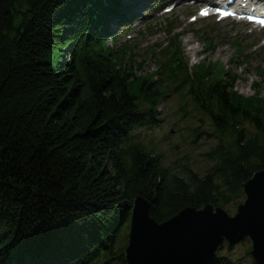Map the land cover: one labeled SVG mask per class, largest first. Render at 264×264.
<instances>
[{
	"label": "trees",
	"instance_id": "obj_1",
	"mask_svg": "<svg viewBox=\"0 0 264 264\" xmlns=\"http://www.w3.org/2000/svg\"><path fill=\"white\" fill-rule=\"evenodd\" d=\"M141 7L160 0H0V264H125L135 198L157 223L237 208L243 184L264 171V101L240 97L231 73L191 70L169 45L161 81L141 80L128 46L105 45L144 18ZM172 94L179 111L188 101L208 121L212 133L199 125L195 138L215 137L204 176L187 165L176 174L142 142ZM222 247L215 264H239Z\"/></svg>",
	"mask_w": 264,
	"mask_h": 264
},
{
	"label": "rangeland",
	"instance_id": "obj_2",
	"mask_svg": "<svg viewBox=\"0 0 264 264\" xmlns=\"http://www.w3.org/2000/svg\"><path fill=\"white\" fill-rule=\"evenodd\" d=\"M170 1L167 0L164 7L170 5ZM201 4L192 1L172 4L176 8L167 15L159 10L146 13V8L141 7L138 12L146 13L141 22L122 31L116 46L110 40L105 45L114 50L128 46L130 56L126 63L132 65L136 78L155 83L161 81L159 61L163 60V52L167 50L165 48L180 45L189 68L196 70L199 64L205 63L219 71L229 72L237 79L234 91L240 97L264 101V31H251L248 26L230 19L222 22L214 18L198 19L196 9ZM175 35H178V40L173 39ZM210 41L215 48L214 52L208 49ZM238 44L242 47L241 57L237 56L234 49ZM260 73L262 78L258 77ZM255 86L261 89L257 91ZM176 94L164 100L158 109L161 128L145 135L143 133L142 142L154 153L160 154L164 165L170 166L176 174L181 175L179 167L187 165L199 176H204L212 164L204 159L203 154L214 145L215 137L200 135L195 138L193 129L199 125L204 127L206 133H212L208 129L209 123L201 114L193 112L188 101H182L185 108L179 111V98ZM256 103L252 101V104ZM236 209L228 206L224 211L228 216H234ZM250 246V242L244 240L229 250L225 247L220 254L239 264H251L253 259L246 257Z\"/></svg>",
	"mask_w": 264,
	"mask_h": 264
},
{
	"label": "water",
	"instance_id": "obj_3",
	"mask_svg": "<svg viewBox=\"0 0 264 264\" xmlns=\"http://www.w3.org/2000/svg\"><path fill=\"white\" fill-rule=\"evenodd\" d=\"M244 202L234 216L207 205L187 208L170 220L157 223L150 204L141 197L130 209L125 264H215L223 243L229 246L247 239L250 257L264 264V171L243 184Z\"/></svg>",
	"mask_w": 264,
	"mask_h": 264
},
{
	"label": "bare ground",
	"instance_id": "obj_4",
	"mask_svg": "<svg viewBox=\"0 0 264 264\" xmlns=\"http://www.w3.org/2000/svg\"><path fill=\"white\" fill-rule=\"evenodd\" d=\"M181 2H191V0H180ZM193 3V2H192Z\"/></svg>",
	"mask_w": 264,
	"mask_h": 264
}]
</instances>
